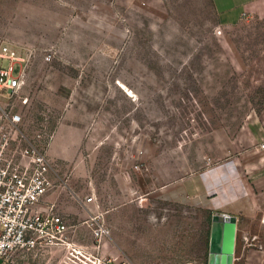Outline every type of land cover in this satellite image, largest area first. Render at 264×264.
<instances>
[{
	"label": "rangeland",
	"instance_id": "1",
	"mask_svg": "<svg viewBox=\"0 0 264 264\" xmlns=\"http://www.w3.org/2000/svg\"><path fill=\"white\" fill-rule=\"evenodd\" d=\"M254 34L264 36L263 13L226 21L212 0H0V46L16 50L19 76L0 92V121L18 109L49 133L46 203L79 240L107 246L108 207L123 202L113 229L131 263L205 264L211 214L232 210L233 264H264V169L225 164L246 158L245 113L264 120ZM97 225L108 233L94 237ZM65 254L52 248L36 264Z\"/></svg>",
	"mask_w": 264,
	"mask_h": 264
},
{
	"label": "built area",
	"instance_id": "2",
	"mask_svg": "<svg viewBox=\"0 0 264 264\" xmlns=\"http://www.w3.org/2000/svg\"><path fill=\"white\" fill-rule=\"evenodd\" d=\"M0 50L4 52L0 51V57L7 58L6 65L0 66V92L14 90L19 85L13 65L16 50L8 45ZM27 124L18 109L5 113L0 121V257L3 262L28 261L60 248L66 254L57 263L90 264L83 263L82 243L67 214L46 203L54 170L47 150L50 135L42 126L28 129ZM260 146L264 147V141ZM108 231L104 225L91 229L94 237ZM90 256L99 260L95 253ZM105 264L129 262L108 256Z\"/></svg>",
	"mask_w": 264,
	"mask_h": 264
},
{
	"label": "crops",
	"instance_id": "3",
	"mask_svg": "<svg viewBox=\"0 0 264 264\" xmlns=\"http://www.w3.org/2000/svg\"><path fill=\"white\" fill-rule=\"evenodd\" d=\"M212 3L214 5V8L216 10V12L218 13V15L223 19V20H230V18L232 16H234L236 13H242L244 10H257L258 12L260 11L261 13L264 14V0H212ZM239 38L237 40H241L244 36L238 34L237 35ZM251 38H249L251 41H254L253 46L254 47H258L257 43L260 40H264V36H260V35H250ZM253 37V38H252ZM258 80V79H257ZM261 86H264V81H260ZM258 83H256L254 86L257 87ZM246 116L244 118L245 121H243L242 123H239V128L237 126V139L239 140V142H243L245 141V143H247V150L243 151L239 154L242 153V156L245 154L246 158L241 157V156H234L232 159H230L229 161L231 162H225V164H233L234 168L237 169V164H240L241 168H243L245 171L249 172L252 171L256 168H263L264 169V147L260 146V142L264 141V120L263 122L260 124V122L258 121L257 118V113L255 111V109H253V107L248 110L246 113ZM253 124H258L257 127H253ZM226 133V132H225ZM260 136V137H259ZM262 138V139H261ZM261 139V140H259ZM229 169H231L230 165ZM227 166V167H228ZM223 170L220 172V177L225 179V173H224V167L225 165L222 166ZM220 169L217 168V170ZM233 174V173H232ZM241 176V181L244 183V179H246L247 177H243V174H240ZM219 176V173H218ZM231 176V175H230ZM261 177L264 178V171L263 174L261 175ZM261 177H256V178H261ZM230 179H234L236 178L235 175L233 174L231 177H229ZM174 194L168 193V196H173ZM135 203L136 205H138V203L140 201H143L142 197H135ZM236 200V199H235ZM123 202H121V205H117V206H110L108 207V217L111 218L110 220V226H111V230H110V234L108 235V241H107V246L104 244V239L101 241V239L99 240V247L95 242L92 243H85L81 240L82 243V247L84 250V253L89 254L88 258L86 259L87 262H90L89 259L90 258V253L92 254L93 252H99V250H101V252H107L108 255L110 256H115L118 259H125L129 262V264H133L131 263L132 261L134 262V260L132 259V261L130 260V257L128 256V254L126 253V249H128L127 244L125 242H123L122 239L118 238L115 234H114V225H113V218H116V216L120 217V220H123V213H124V208H123ZM252 201L250 200L248 203L249 207H252ZM121 207V208H119ZM217 212H221V213H233L234 211L232 210H225V211H217ZM209 237V234H208ZM89 252V253H88ZM207 254H208V243H207ZM39 259H33V260H28V261H20V262H3V259L0 257V264H36V262H38ZM93 261V259H91ZM35 263H32L34 262ZM59 261V260H58ZM206 262H207V257H206ZM57 263V261H56ZM135 263V262H134ZM59 264V262L57 263ZM148 264H152V263H148ZM206 264V263H205Z\"/></svg>",
	"mask_w": 264,
	"mask_h": 264
},
{
	"label": "water",
	"instance_id": "4",
	"mask_svg": "<svg viewBox=\"0 0 264 264\" xmlns=\"http://www.w3.org/2000/svg\"><path fill=\"white\" fill-rule=\"evenodd\" d=\"M236 222L232 213L211 214L206 264H233Z\"/></svg>",
	"mask_w": 264,
	"mask_h": 264
},
{
	"label": "bare ground",
	"instance_id": "5",
	"mask_svg": "<svg viewBox=\"0 0 264 264\" xmlns=\"http://www.w3.org/2000/svg\"><path fill=\"white\" fill-rule=\"evenodd\" d=\"M68 248H70V247H68ZM66 252H67V255L70 254V253H69V250L66 251ZM71 255H72V254H71ZM79 255H80V254H79ZM88 256H89V254H85V255H83V259H84L83 263H85V261H86V259L88 258ZM64 257H65V256H64ZM68 257H69V255H68ZM90 258L93 259V261H92L91 259H89L90 264H103V262L101 261L100 258H99V260H96V259L92 258L91 256H90ZM86 262H87V261H86Z\"/></svg>",
	"mask_w": 264,
	"mask_h": 264
}]
</instances>
